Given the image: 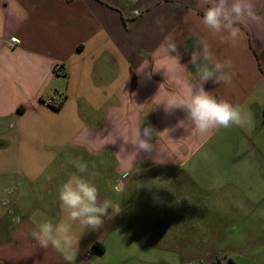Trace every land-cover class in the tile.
<instances>
[{
	"label": "crops",
	"instance_id": "0c3cea01",
	"mask_svg": "<svg viewBox=\"0 0 264 264\" xmlns=\"http://www.w3.org/2000/svg\"><path fill=\"white\" fill-rule=\"evenodd\" d=\"M249 2L256 18L229 42L200 22L214 0H0V264H264V0ZM202 41L232 62L231 82L205 91L251 125L200 134L179 126L184 110L165 112L201 83L190 53ZM149 125L151 154H118L121 135ZM68 156L120 207L98 230L60 205ZM46 221L71 224V260L32 238Z\"/></svg>",
	"mask_w": 264,
	"mask_h": 264
},
{
	"label": "clouds",
	"instance_id": "9594fccd",
	"mask_svg": "<svg viewBox=\"0 0 264 264\" xmlns=\"http://www.w3.org/2000/svg\"><path fill=\"white\" fill-rule=\"evenodd\" d=\"M134 2V0H133ZM139 15V12H136ZM250 17L255 19L253 5L249 0H214L207 6L200 22L205 29L213 35L227 33L223 38L229 42H235L240 36V28L237 21ZM169 52H175L177 44L170 35L165 38ZM190 63L197 68V78L201 82L198 86L191 88L188 96L180 97L170 94L164 101L165 112L170 113L174 109H182L186 113L185 120L179 122V126L190 128L192 131L206 134L217 128H229L233 125H251V113L243 112L239 106H234L227 100L217 99L205 91L203 83L212 80L215 84H228L231 82L232 62H214V54L211 46L202 41L191 53ZM146 67L139 68L138 72H143ZM159 103V104H160ZM157 135L155 129L149 125L135 132L134 138L129 141L123 135L124 143L119 146L118 154L136 157L140 152L151 154L155 146L150 142L153 135ZM114 140L112 143H115ZM132 145V152L129 154L126 145ZM67 163L71 164L76 172L60 186L58 199L62 209L67 214L69 221H78L84 227L92 230L100 229L104 224V217L112 218V214L120 212V207L110 199H100L99 189L93 182L91 174L88 173V164L83 157H67ZM19 223V217L16 218ZM32 238L41 248L53 247L57 250H64L69 253L66 257L71 260L77 253L78 240H74L71 235V224L66 222L53 223L46 221L38 225L31 232ZM75 249V250H74Z\"/></svg>",
	"mask_w": 264,
	"mask_h": 264
},
{
	"label": "built area",
	"instance_id": "2783aa9c",
	"mask_svg": "<svg viewBox=\"0 0 264 264\" xmlns=\"http://www.w3.org/2000/svg\"><path fill=\"white\" fill-rule=\"evenodd\" d=\"M10 41H11L12 44H17L18 43V40L16 38H11ZM52 71H53L54 74L59 75V74L62 73L63 70H62L60 65L56 64V65L53 66ZM52 104H54V102L52 100H48L47 102H45L46 106H52ZM120 187H121V184H118L117 189H120ZM222 260H223V258H221V259L216 258L215 264H223L221 262Z\"/></svg>",
	"mask_w": 264,
	"mask_h": 264
},
{
	"label": "rangeland",
	"instance_id": "374dc122",
	"mask_svg": "<svg viewBox=\"0 0 264 264\" xmlns=\"http://www.w3.org/2000/svg\"><path fill=\"white\" fill-rule=\"evenodd\" d=\"M217 249H220V248H217ZM235 249H237V248H235ZM216 253H218V252H216ZM219 254H220V252H219ZM235 254H239V248H238L237 252H235Z\"/></svg>",
	"mask_w": 264,
	"mask_h": 264
}]
</instances>
